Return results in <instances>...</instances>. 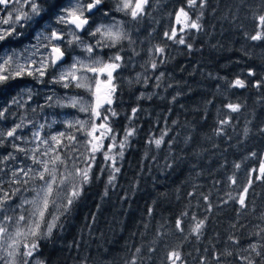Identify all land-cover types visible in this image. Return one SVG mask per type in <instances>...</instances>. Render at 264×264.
Returning a JSON list of instances; mask_svg holds the SVG:
<instances>
[{
  "label": "trees",
  "instance_id": "trees-1",
  "mask_svg": "<svg viewBox=\"0 0 264 264\" xmlns=\"http://www.w3.org/2000/svg\"><path fill=\"white\" fill-rule=\"evenodd\" d=\"M182 7L193 19L203 12L201 31L188 27L177 33ZM260 15L264 0H207L203 9L188 8L187 0H149L142 15L127 20L130 40L111 50L123 57L114 79L116 115L109 121L119 145L114 157L120 171L110 184L112 161L95 155L90 181L59 215L57 224L63 227L38 242V261L127 264L140 248L137 264H170L173 250L181 255L178 264H264V232L256 235L264 228V178L257 179L264 166V39L248 38L264 32ZM172 30L177 40L184 36L185 45L165 37ZM157 46L164 48L158 56ZM153 59L156 69L150 65ZM137 74L143 81L134 79ZM236 79L245 87H232ZM74 91L68 87L64 92ZM7 96L11 92L0 90L1 104ZM40 102L36 92L34 103ZM230 103L239 104V111H231ZM6 107V120L37 115L26 104L23 110ZM52 109L43 105L39 110ZM129 128L135 132L120 148ZM164 131L160 148L149 143ZM11 151L5 141L0 160ZM242 194L244 208L237 202ZM177 219L183 232L176 228ZM200 220L204 227L197 238L192 229ZM251 244H257L261 256Z\"/></svg>",
  "mask_w": 264,
  "mask_h": 264
},
{
  "label": "snow or ice",
  "instance_id": "snow-or-ice-1",
  "mask_svg": "<svg viewBox=\"0 0 264 264\" xmlns=\"http://www.w3.org/2000/svg\"><path fill=\"white\" fill-rule=\"evenodd\" d=\"M103 3V0H68V3L61 4L59 0H52V2L45 7V4H48V0H0V6H3L4 9H8L10 6H15L14 10L17 13L13 18L11 11L8 13V19L4 20V24H8L9 20H12V24L7 29H0V42L8 41V43L3 44L0 47V85H3L5 82L10 80H16L18 77L22 78L24 75L33 76L37 82H43L41 78L45 75V72L48 68V65L45 64L43 60L40 61L38 67H26L25 65H35L36 61L31 60L30 58H25V63H20L17 58L16 47L17 44L15 42L19 41L22 36L25 35L24 32L17 31V26L19 28L30 27L33 29V36L37 41L36 45L32 47L36 48L39 51L40 45L47 41L48 44L44 45L45 47H51V52L56 53L55 59L51 60V66L53 68L56 67V61L60 60L64 55L65 51H61L60 44H52V40H60L63 43H66L69 48L73 45L76 47H80L84 49L90 55L93 53L94 49L99 45L100 47H115L117 43L124 39H129L130 37L126 32L121 30V22L117 21L110 26L105 27L104 25H100L95 27L94 29L89 26L87 32L90 36H96L100 34L105 37L109 42L105 43L102 40H97L95 44L87 43L79 34L80 31L85 30V26L89 25L90 16L86 15V13H91L95 15L94 10L100 11L99 6ZM149 0H117V10H131L130 15L133 19H136L138 16L142 15L145 12V6L148 5ZM207 4V0H187L188 8H200L203 9ZM27 9L25 11L24 9ZM104 15H108L107 11H104ZM50 16L55 17V21L57 24L62 25H73L74 27L66 28V29H56L52 27ZM203 16V12L197 15L194 19L189 15V12L185 10V8H180L179 12L176 14L177 22H180L181 17L185 21H190L187 24V27L190 29H194L197 32L202 30V25L200 23L201 17ZM259 27L264 28V15H260L258 17ZM115 29V31L113 30ZM51 30L50 35H46L47 32ZM165 37L169 40H173L175 43L185 45L186 40L184 36H180V38L176 39V32L172 30L171 33L165 32ZM11 37V40H9ZM66 37H68L66 39ZM251 40L258 41L264 39V32L257 31L254 35L248 37ZM132 42V41H130ZM134 43V42H133ZM188 49L192 48L190 43L186 45ZM28 49H25L27 51ZM123 49H121L122 51ZM155 51L158 53H163L164 48L157 46ZM138 54V53H137ZM51 56V53H49ZM123 57L119 55V53L108 58V63H103L99 57H93V63L91 65H85L83 61L77 57H73L72 63L68 68H64L61 66L56 69L59 73L57 77L54 78V83H63V87L67 88L74 82V86L76 88H84L91 95L96 97L95 107L85 101H78L76 98H69L73 107L77 105V103H81L80 111L89 112L91 111L94 116L98 119L102 118V122L97 126L95 124L91 125L92 131L87 133L88 136H92L94 140L100 141L97 144H92L91 141L81 142L78 141L77 138L73 135H67L66 133H59V138H64L69 141L68 144L60 145V140L57 136H52L51 140L56 141L58 145H60V149L53 148L47 139L40 141L41 144L48 145L47 148L44 149L43 152H40L39 147H34L32 149H25L23 147H19L17 144L12 143V147L19 152H26L29 154L30 158L33 160V164L39 165V168L27 167L20 168L18 171L12 172V179L9 181V184H27L28 180L39 179L44 183L41 185L35 186L31 189L35 195L32 199H24L21 201V204L18 205L21 209L20 213L17 215L14 212V209L8 205L10 199L15 196L17 192L20 191L19 188L15 189L13 192L9 193L8 191L3 189L2 184H0V192L3 193L0 196V251H6L7 257L9 259H5L4 256H0V261H3V264H15V257L20 255L24 257L23 264H29V257H32L33 251L38 250L39 248V240L40 239H49L53 233V230L57 227L62 228V224H57L59 220V214L53 215L52 212H49V205H53L57 212L61 207L67 209L68 206L74 203V199L78 197L82 191V185L88 183L91 179L89 172L91 169V164L88 163L87 167L81 168L79 167L77 161L80 160L81 156H85V152L88 151L87 147H85V152H80L77 145L85 144L91 145V153L92 155L86 156V160H95L94 153L100 151L103 148L102 138H104L105 133H101L100 136H94L93 132L97 130V128H104L106 132L112 133V129L110 126L106 125L108 121V115L102 114L99 109L104 104H111L112 97L116 91V85L113 83L114 77L113 73L121 67L118 61H121ZM152 69L157 68L156 61L151 60ZM13 65L15 67H13ZM78 71L84 72H92L106 75V79L101 81L98 76L89 77L87 75H77ZM163 73H161V76ZM249 75H253L250 71ZM159 79V77L157 78ZM137 80H139V76H137ZM132 81H129L131 83ZM103 85V92L101 93L100 88ZM16 87L21 88V96L23 92H28L29 96L31 94V89L27 88V86H22L20 84H16ZM232 87H245V82L241 79H236L234 83L231 85ZM257 87L260 86V82H257ZM159 87V84H157ZM95 89V90H94ZM48 99H52V97H48ZM175 99V97H173ZM13 104H18L21 107L20 99L14 97L12 100ZM227 107L233 111H239V104H228ZM8 111V108L5 107L0 109V118L4 117L5 112ZM35 111V109H33ZM110 112L113 116L116 115V112L111 109H105V113ZM136 112V109H133V114ZM25 117H21L20 122L16 123L11 129H2L0 128V145L9 138L12 140H21L22 137L17 135V130L22 129L24 127ZM87 121L81 123V128H83L84 124ZM221 123H227V121H222ZM69 126H73L71 123ZM43 128V125L40 126ZM135 132L134 128H129L126 130L123 140L120 142V147L123 148L128 143V137L133 136ZM167 135V131L161 133L159 138L152 137L149 139L150 144H154L156 148H160L164 143V136ZM32 136L38 137L39 130L34 131ZM111 145L109 149L103 152V156L105 160L112 161V172L109 174V183L111 184L115 180V173H118L120 169L115 167V157L110 155L112 146L115 145V135L111 136ZM63 149H67V153L61 156V151ZM40 153L41 156H47L49 153H54L53 158L50 160H42L39 159L36 153ZM75 153H79V155H75ZM119 155L122 157L123 152L121 151ZM11 159H16L15 156H12L9 153V156L6 157ZM59 165L64 168V172L61 173L63 179L57 180L56 178V170L55 168L50 167L49 165ZM239 168V165H236ZM3 169H0L2 172ZM103 171V169H101ZM21 173L23 176H21ZM27 179H24V178ZM264 178V167L260 169V176L257 179ZM231 179V178H230ZM232 182L235 183V180L232 179ZM67 183V187L61 188V185ZM251 181H249V185ZM53 185L56 186L57 189V198L53 197ZM71 191V197H66L67 203L64 204L63 200H58V197L62 195L64 192ZM248 188L245 187L243 189L244 193H247ZM207 200V197H205ZM237 202L240 204L241 208L246 207L245 204V196L242 194L238 197ZM27 204L30 208L25 209L24 205ZM211 209V205H209V210ZM9 212H13V215H9ZM47 213V217H46ZM183 215H187L184 213ZM195 219V217H193ZM9 225L13 227V231L9 230ZM182 221L180 219L176 220V228L183 232ZM147 227V225H145ZM204 227V221L200 220L196 223L195 227L192 229V232L197 235L201 234V229ZM259 227V226H258ZM264 232V228H260V231L256 233V235H260V233ZM20 236H31L34 237L30 241V243H25L23 245L24 252L18 251L17 238ZM264 239V237H262ZM229 240H232L233 243H237L238 241L233 239V237H229ZM251 251L255 252L257 256H261L262 253L257 251V244L249 245ZM260 247H264V244H261ZM149 251H154V249H149ZM141 252L140 248L135 249V254L132 259L127 262V264H137L136 254ZM227 255H231L230 251H226ZM168 259L171 261V264H176V261L181 259V255L179 251L173 250L168 253ZM219 259V257H217ZM245 259H248L245 257ZM33 264H42L40 261H34ZM248 264H252V261L249 260Z\"/></svg>",
  "mask_w": 264,
  "mask_h": 264
},
{
  "label": "rangeland",
  "instance_id": "rangeland-1",
  "mask_svg": "<svg viewBox=\"0 0 264 264\" xmlns=\"http://www.w3.org/2000/svg\"><path fill=\"white\" fill-rule=\"evenodd\" d=\"M68 3V1L66 2V4ZM50 4V3H49ZM48 4V5H49ZM48 5H46V7H48ZM14 7L10 10L12 13L13 18L15 17V15L17 14L14 10ZM99 8H102L100 11H95V16L94 18L91 20L89 26H91L93 29L97 26L100 25H104L105 27L112 25L113 23L119 21L121 22V30L123 32H126L129 37H130V32L129 29L127 28L126 22L128 19L132 18L130 15V9L129 10H117V0H103V3L99 6ZM25 11H27V9H24ZM9 11V12H10ZM104 11L108 12V15H104ZM1 12H3V6H0V29H7L10 27V25L12 24V20H9L8 24H4L3 21L8 19V13L1 15ZM93 16V15H92ZM128 17V18H127ZM127 18V20H126ZM51 19V23H52V27L56 28V29H66L68 28V25H62V24H57L55 21V17L54 16H50ZM190 23L189 21H185V20H181V22L179 23V31L177 33H182L187 27V24ZM19 29V27L17 26V30ZM88 30V29H87ZM87 30L85 31L84 35L81 36L87 43L90 44H95L97 40H102L105 43H108L109 41L101 36L100 34H97L96 36H90L88 35ZM115 31V29H113ZM51 30H49V32L46 33V35H50ZM25 35H28V33ZM68 37H66L67 39ZM178 38V37H177ZM9 40H11V37H9ZM129 39H124L122 41H120L119 43H117L116 46H118V44H122V42L128 41ZM52 44H60L61 45V50H65L67 49V51L71 52V56H70V60L67 63H63L60 65H56L55 68H53L51 66V56H49V53H51L50 49L51 47H45L44 45L48 44L47 41H44L40 47H39V51L36 50V48L32 47L33 45L37 44L36 39L34 38V36L32 37V40H28V41H24L23 43H21L19 46L16 47V52H17V58L19 59L20 63H25V58H30L31 60L36 61L35 65H25L26 67H38L39 63L41 60H43L45 62V64L48 65V68L45 72V75L41 78V80L44 82V80H47V83L45 85H41L43 82H37L39 85L36 88H33L30 85H26L27 88L31 89V94L30 96H34L35 91L37 92L38 95H40V103H34L31 104L30 106L33 107V109L36 110L37 115L28 113V114H22L23 117H25L24 120V127L22 129H18L17 130V135L21 136L22 139L21 140H12V138H9V140H7V143L9 142L10 144V148H12V151L10 152L12 154V156H15L16 159H11V158H7L6 157L9 156V154L7 156H4L1 158L0 163V169H3L2 172H0V184H2L3 189L8 191L9 193L13 192L15 189L19 188L20 191L17 192L15 194V196H13L10 201L8 202L7 206H10L12 208H15L16 206L21 204V201L24 199H32L35 195V193L31 190L33 189L35 186L37 185H41L44 182L40 181L39 179H32V180H28L27 184H9V181L12 179V172L13 171H18L20 168H27V167H33V168H39V165H35L33 164V160L30 158L29 154H27L26 152H19L16 151L13 147H12V143L17 144L19 147H23L25 149H32L34 147H39L40 152H43L45 148L48 147V145L45 144H41L40 141L47 139L49 141V144H51L53 146V148H57L58 150L60 149V145L63 144H68L69 141L67 139L64 138H59L58 134L59 133H66L67 135H73L77 138L78 141L81 142H85V141H91L92 144H97L100 141L94 140L92 138V136H88L87 133L89 131H92L91 125L95 124V125H99L102 122V118L98 119L96 116H94L92 114L91 111L89 112H84V111H80V107H81V103H77V105L75 107L72 106L71 101L69 98H76L78 101H85L90 103L93 108L95 107V103H96V97L94 95H91L86 89L84 88H76L74 86V82L72 84H70L69 87H73L76 91H74V95H72L71 93L67 92L65 93L64 91L68 88L63 87V83L64 82H60V83H54L53 80L55 77H57L59 75L58 71L56 69L60 68L61 66H63L64 68H68L71 63H72V59L73 57H77L79 59H81L83 61V63L85 65H91L93 63V57H99L101 59V61L103 63H108V58L115 55L114 53H112L111 50H113L114 47H100L99 45H97V47L94 49L93 53L90 55L89 53H87L84 49L80 48V47H76L75 45H73L71 48L68 47V45L66 43H63L62 41H58V40H52L51 42ZM3 42H0V47H2ZM63 47V48H62ZM25 49H28L27 51H25ZM78 52V53H76ZM159 53H156V56H158ZM151 56H153V51L151 52ZM117 63H120V61H118ZM151 65V64H150ZM13 67H15L13 65ZM77 75H87L89 77L92 76H98V73H92V72H84V71H78ZM137 76H139V80H137ZM31 78L34 79L33 76H28V75H24L22 78H17L16 80H21V79H25V78ZM115 77H116V72H115ZM114 77V79H115ZM99 79L101 81L106 79V76H104V78H100ZM136 81H143V76L141 74H137L134 78ZM14 80H10L7 82H12ZM37 81V80H36ZM6 83V82H5ZM4 83V84H5ZM3 84V85H4ZM0 85V90H2V86ZM14 84L10 83V85H8L9 88H11V91H13V93H11L12 97H10L9 101L7 100L4 104H1V107L5 108L6 106L10 107V108H18L19 110H23V107H21L18 104H13L12 100L14 97H17L20 99V104H22L24 106V104L29 106V103L31 102L30 98H29V93L28 92H23L22 96H21V88L20 87H13ZM95 90V89H94ZM103 85H101L100 91L101 93L103 92ZM8 92V91H7ZM61 94H59V93ZM116 92V91H115ZM77 94V95H75ZM48 97H52V99H48ZM116 95L114 93L113 97H112V103L109 104H104L99 111L102 114H106L108 115V121L106 122V125L109 126V121L112 118L111 117V113H105V109L107 108H111L114 110V106L113 103L115 101ZM43 105H48L51 106L53 109L51 110L50 113H45L43 114L42 110H39L40 107H43ZM2 108V109H3ZM56 108H57V115H56ZM18 117L17 119L14 118H9L8 120L3 118H0L1 121H5L2 122V129H11L16 123L20 122L21 117ZM87 121L86 124H84L83 128H81V123ZM72 124L73 126H69V124ZM43 125V128H41L40 126ZM39 130V136L38 137H33L32 133L34 131ZM101 133H105L104 138H102V143H103V148L100 151H97L94 153V155H96L97 153H102L106 150L109 149V146L111 145L112 141H111V136L113 135V133H108L106 132V129L104 128H97V130H95L93 132L94 136H100ZM52 136H57L58 139L60 140V145L57 144L56 141H52L51 137ZM116 141V139H115ZM118 143L116 142L114 146H112L111 148V152L110 155L114 156L117 154L116 152V148L118 147ZM77 147L79 148L80 152H85V147H87L88 151L85 152V156H81L80 160L77 161L79 167L84 168L88 166V163H90L91 161L86 160L85 157L86 156H90L92 155L91 153V145H85V144H80L77 145ZM121 148V147H120ZM67 149H63L61 151V156L63 158V156L67 153ZM37 157L39 159L42 160H50L51 158H53L54 153H49V155L47 156H41L40 153H36ZM75 155H79V153H75ZM52 168H55L56 170V178L57 180L63 179L61 173L64 172V168L62 166L59 165H49ZM264 167V166H262ZM261 167V168H262ZM21 176H23V174L21 173ZM24 179H27L26 177ZM67 183H65L64 185H61V188H65L67 187ZM53 197L52 198H57V189L56 186L53 185ZM3 193L0 192V196H2ZM66 197H71V191H67L64 192L62 195H60L58 197V200H63L64 204L67 203L66 201ZM25 209L30 208L29 205L25 204L24 205ZM64 207H61L59 209V212L56 211V209L54 208L53 205H49V212H52L53 215H57V214H61L63 211ZM19 211V210H18ZM21 211V209H20ZM20 212H15V214H19ZM9 215H13V212H9ZM0 215H3V213H0ZM46 217H47V213H46ZM9 230L13 231V227L11 225H9ZM34 239V237L28 236H20L17 238V245H18V251L19 252H24L26 249H24L23 245L25 243H30V241ZM43 240V239H40ZM39 240V241H40ZM0 256H4L5 259H9L7 257L6 251H0ZM23 260L24 257L17 255L15 257V264H23ZM29 260V264H33L34 261H37L36 258V250L33 251V255L32 257L28 258ZM0 264H3V261H0ZM171 264V263H170ZM176 264H178V261H176Z\"/></svg>",
  "mask_w": 264,
  "mask_h": 264
},
{
  "label": "flooded vegetation",
  "instance_id": "flooded-vegetation-1",
  "mask_svg": "<svg viewBox=\"0 0 264 264\" xmlns=\"http://www.w3.org/2000/svg\"><path fill=\"white\" fill-rule=\"evenodd\" d=\"M68 0H59V2L61 3V4H65L66 5V2H67ZM52 2V0H48V4L49 3H51ZM48 4H45V7H46V5H48ZM13 8V6H10L8 9H4L3 8V12H1V15H4V14H6V13H8L11 9ZM100 9H102V8H100ZM96 10H94V12H95ZM86 15H89L91 18H90V20H89V24H90V22H91V20L94 18V16L95 15H93L92 16V14L91 13H86ZM128 18V17H127ZM127 18H126V20H127ZM71 27H74V26H71V25H68V28H71ZM89 28V25H86L85 26V30L84 31H81V32H79V34L81 35V36H83L84 35V33H85V31L87 30ZM17 31H20V32H24V33H28V35H24V36H22L21 38H20V40L19 41H17V42H15L16 44H17V46H19L21 43H23L24 41H28V40H32V37H33V29L32 28H30V27H25V28H19ZM58 41H60V40H58ZM6 43H8V41H4L3 42V44H6ZM2 44V45H3ZM63 48V47H62ZM62 51V50H61ZM63 51H65V50H63ZM76 53H78V52H76ZM72 54H71V52L70 51H66L65 52V57H66V60H65V62L67 61V56H68V62H69V60H70V56H71ZM64 62V63H65ZM116 72V71H115ZM115 72L113 73V77H115ZM98 75H99V77L100 78H104V76H106V75H104V74H99L98 73ZM10 83H13L14 84V86L13 87H15V88H17L15 85L16 84H20V85H22V86H26V85H30V86H32L33 88H36L39 84L37 83V81H36V79H31V78H25V79H21V80H14V81H12V82H6L5 84H4V86H2V92H11V93H13V91H11V88H9L8 87V85H10ZM113 83H114V80H113ZM7 92V93H8ZM29 98H30V100H31V102L29 103V106H28V108H29V110H30V112L32 111L31 110V107L32 106H30L31 104H34V100L36 99V91H35V94H34V96H29ZM7 100L9 101V99H8V96H7Z\"/></svg>",
  "mask_w": 264,
  "mask_h": 264
},
{
  "label": "water",
  "instance_id": "water-1",
  "mask_svg": "<svg viewBox=\"0 0 264 264\" xmlns=\"http://www.w3.org/2000/svg\"><path fill=\"white\" fill-rule=\"evenodd\" d=\"M70 25V24H69ZM71 26H73V25H71ZM81 32V31H80ZM55 40V39H54ZM50 51H51V49H50ZM55 56H56V53H52L51 52V58L52 59H55ZM64 61H65V55L60 59V60H57L56 61V65H60V64H62V63H64Z\"/></svg>",
  "mask_w": 264,
  "mask_h": 264
}]
</instances>
